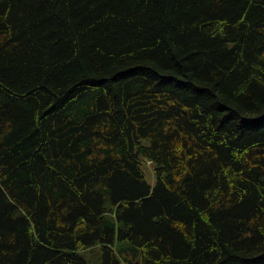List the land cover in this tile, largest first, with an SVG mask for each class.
<instances>
[{"label": "trees", "instance_id": "16d2710c", "mask_svg": "<svg viewBox=\"0 0 264 264\" xmlns=\"http://www.w3.org/2000/svg\"><path fill=\"white\" fill-rule=\"evenodd\" d=\"M95 249L264 264V0H0V264Z\"/></svg>", "mask_w": 264, "mask_h": 264}, {"label": "rangeland", "instance_id": "374dc122", "mask_svg": "<svg viewBox=\"0 0 264 264\" xmlns=\"http://www.w3.org/2000/svg\"><path fill=\"white\" fill-rule=\"evenodd\" d=\"M143 170L146 172L147 178L149 180V183L154 184L155 177H154V164L150 161H144L143 162ZM101 249H95L93 251H86L84 252V256L89 261L90 264H100L101 262Z\"/></svg>", "mask_w": 264, "mask_h": 264}]
</instances>
